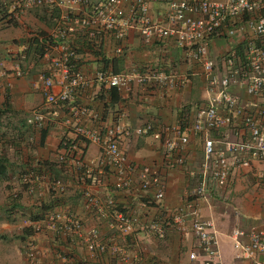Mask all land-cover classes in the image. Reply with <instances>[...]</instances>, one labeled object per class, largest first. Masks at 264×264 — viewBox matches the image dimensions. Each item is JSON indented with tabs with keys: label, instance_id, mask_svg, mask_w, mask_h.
<instances>
[{
	"label": "built area",
	"instance_id": "1",
	"mask_svg": "<svg viewBox=\"0 0 264 264\" xmlns=\"http://www.w3.org/2000/svg\"><path fill=\"white\" fill-rule=\"evenodd\" d=\"M151 4L163 5L154 19L149 15ZM31 7L63 10L62 24L67 28L56 30L58 38L71 33L72 27H79L88 30L91 39L96 38L97 42L106 34L122 40L135 27L143 44L171 39L185 58L199 65L208 95L205 104L193 107L191 116L181 117L173 124L146 123L133 130L136 136H150L160 143L165 171H187L182 152L188 145V137H204L203 157L195 175L194 197L205 200L227 186L235 169L248 168L253 162H264V107L250 110V106L242 104L229 91L237 87L252 99L264 98V0H99L95 3L89 0H18L19 10ZM75 10L79 13L72 16L70 12ZM212 39L233 42L222 56V75L214 72L209 55ZM68 56L66 53L61 61L54 62L56 69L63 72L65 81L57 93H52V87L60 82L59 73L51 70L48 75L38 77L43 108L47 111L67 101L77 88L85 86L80 74L68 72ZM15 74L21 76V71L16 70ZM97 79L108 88L127 86L123 74L99 73ZM83 120L90 126H85ZM25 122L39 131L46 129L50 121L44 109H33ZM63 123L72 136L64 134L60 138L59 164L72 170L83 168L82 148L86 143L95 144L98 164L111 177L112 191L133 194L152 191L153 200L161 202L165 172L147 165L136 166L127 160L119 148L117 133L106 127L99 115L87 107L78 106L66 115ZM229 127L237 129L241 137L234 141H214L207 137L213 131ZM189 174L192 176V172ZM32 175L33 172H29L21 177L28 193L37 182L30 178ZM43 179L38 181L42 187L37 192L39 196L61 190L59 180H49L47 176ZM83 210L90 221L86 227L80 216L66 210L48 212L35 222L20 217L19 234L27 228L35 233L25 236L20 246L26 264H134L138 258L130 256L128 244L131 237L149 234L163 239L169 226L179 233H189L195 240L197 252H190L189 260L201 257L202 264H225L212 220L202 218L192 203L177 208L170 222H159L143 219L133 209H119L111 199L107 203L100 202L86 192ZM110 230L113 231L111 239L101 241L103 233ZM41 233L49 237L46 244L36 239ZM228 239L231 264H264V221L245 230L235 227L229 232ZM76 240L82 248L78 256L71 247ZM106 254L111 262L106 261Z\"/></svg>",
	"mask_w": 264,
	"mask_h": 264
},
{
	"label": "crops",
	"instance_id": "2",
	"mask_svg": "<svg viewBox=\"0 0 264 264\" xmlns=\"http://www.w3.org/2000/svg\"><path fill=\"white\" fill-rule=\"evenodd\" d=\"M89 1L95 3L99 0ZM160 9H163V5L151 4L150 17L154 19ZM62 11L46 7L21 11L18 0H0V31L10 27L19 29V35L10 32L7 42L0 41V107L3 105L7 109L4 116L6 132L12 141V154L7 167L8 181L14 185L20 177L33 172L30 178H35L37 182L29 193L30 201L36 199L49 204L50 208L45 213L70 211L82 218L85 227L90 224L83 210V195L86 192L100 202L107 203L111 199L119 209H133L143 219L159 222H170L177 208L192 203L202 218L212 220L221 258L225 264H231L229 232L235 227L245 230L264 221V214L251 205L253 199L264 198V162H253L248 168L235 169L230 174L227 186L215 195H209L205 200L194 197L195 175L203 157L204 137L189 135L188 145L182 152L187 171H165L160 143L150 136H136L133 130L146 123L158 126L173 124L181 117H188L193 107L205 104L208 95L199 65L185 58L171 39L143 44L135 27L122 40L106 34L97 42L96 38L91 39L88 30L79 27H72L74 30L71 33L58 38L56 30L67 28L62 24ZM78 13L77 10L70 12L72 16ZM232 44L221 39L210 41L209 55L214 63V72L218 75L224 72L222 56ZM66 53L69 54L66 62L68 72L80 74L85 86L77 88L67 101L47 111L43 108L38 77L48 75L51 70L59 73L60 82L52 87V93H57L65 81L63 72L56 69L54 62L61 61ZM16 70L21 71V76H16ZM99 73L126 76L127 86L116 88L114 102L110 99V88L97 79ZM229 91L242 104L250 106V110H256L263 101L246 96L237 87ZM78 106L87 107L99 115L103 124L117 133L119 148L127 160L136 166L147 165L165 172L161 202L153 200L152 191L137 194L112 191L111 177L98 164L99 154L95 144L86 143L83 146V168L72 170L58 163L61 136H72L63 120ZM33 109H44L50 121L41 141L40 133L25 123ZM83 124L90 126L86 120H83ZM207 137L214 141H234L241 135L237 129L229 127L213 131ZM44 176L49 180H59L61 190L56 194L39 196L37 192L42 187L38 181H44ZM21 195H25L24 192ZM22 196L18 198L16 207L20 209L17 212L33 214L30 204L24 203ZM6 214L12 216L10 212ZM13 219H17V215L12 217L7 228L15 230L19 223ZM112 232L105 231L101 241L111 239ZM71 247L76 256L82 253L77 240ZM128 247L130 256L138 258L136 264H202L201 257L195 260L187 257L190 252H197L196 242L191 235L179 233L171 226L165 229L163 239L149 234H135L129 240ZM110 259L106 254V261L111 262Z\"/></svg>",
	"mask_w": 264,
	"mask_h": 264
},
{
	"label": "trees",
	"instance_id": "3",
	"mask_svg": "<svg viewBox=\"0 0 264 264\" xmlns=\"http://www.w3.org/2000/svg\"><path fill=\"white\" fill-rule=\"evenodd\" d=\"M109 93H110V99L112 102H114L116 100V95H117V91L116 88L111 87L109 89ZM3 110H7L5 106H1L0 107V112H2ZM7 113V111H6ZM181 113V112H180ZM1 120V119H0ZM44 130L45 129H41L38 132L40 133V141L43 139L44 136ZM2 132H0L2 137V141L4 144L0 145V199L2 200L1 204H0V209H4L3 211H7L10 212V214L12 213L13 215H17L19 217H25L28 218L31 221H40L46 214L47 209H49V204L47 203H42L37 201L36 199H32V201H30L29 199V193L26 192L27 191V185L26 183H22L21 182V177L18 179V181L16 182V184H11L8 181V162H9V158L10 155L12 154V150L10 149L11 146V139L9 136V138L7 137V135H9L5 130H1ZM1 140V139H0ZM59 147V146H58ZM20 174V172H18ZM7 182H6V181ZM26 188V189H25ZM22 192H24L25 195H21ZM22 196V199H24V203H28L30 204L29 207L33 209V214L29 213L28 215H24L21 213L17 212V202H19V199ZM10 207V208H8ZM12 207V208H11ZM24 232H26V235H32L35 234L33 232H31V230L29 228L25 229ZM45 235V234H44ZM22 239V237H21Z\"/></svg>",
	"mask_w": 264,
	"mask_h": 264
},
{
	"label": "rangeland",
	"instance_id": "4",
	"mask_svg": "<svg viewBox=\"0 0 264 264\" xmlns=\"http://www.w3.org/2000/svg\"><path fill=\"white\" fill-rule=\"evenodd\" d=\"M13 33L14 35H19V29H14V28H9L3 29L0 31V41L1 42H7L8 41V34ZM264 107V98L262 103L259 105ZM6 115V111L3 110L0 112V132L1 130L7 129L6 126V120L4 119V116ZM189 116H191L189 114ZM3 118V119H2ZM2 137L0 135V145L4 144L2 141ZM20 155V154H18ZM16 162H19L16 160ZM6 181V180H5ZM7 182V181H6ZM261 186H259L260 188ZM257 194V193H255ZM2 200L0 199V204ZM251 205L258 207L259 212L264 214V198H258L257 200H252ZM1 208V207H0ZM4 210V209H3ZM0 209V264H26L22 254H21V249L20 246L24 241V237L27 236L26 232L22 231L21 234H19L18 229L16 228L15 230L7 228V226L11 223L12 217L15 215L12 214L8 215L6 214L7 211H3ZM20 217L18 216L17 219H13V221H16L19 223ZM22 237V239H21ZM37 241L40 242L41 244H46L49 240V237L41 233L36 237ZM50 239H52L50 237Z\"/></svg>",
	"mask_w": 264,
	"mask_h": 264
},
{
	"label": "clouds",
	"instance_id": "5",
	"mask_svg": "<svg viewBox=\"0 0 264 264\" xmlns=\"http://www.w3.org/2000/svg\"><path fill=\"white\" fill-rule=\"evenodd\" d=\"M26 123V122H25ZM17 218H18V216H17Z\"/></svg>",
	"mask_w": 264,
	"mask_h": 264
}]
</instances>
